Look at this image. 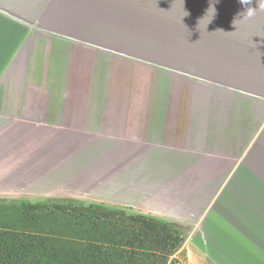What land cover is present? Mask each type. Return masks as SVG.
Listing matches in <instances>:
<instances>
[{
	"label": "crops",
	"instance_id": "crops-1",
	"mask_svg": "<svg viewBox=\"0 0 264 264\" xmlns=\"http://www.w3.org/2000/svg\"><path fill=\"white\" fill-rule=\"evenodd\" d=\"M252 2L206 15L190 52L156 56L123 38V0H0V206L66 200L114 218L122 239L166 224L182 264H264Z\"/></svg>",
	"mask_w": 264,
	"mask_h": 264
},
{
	"label": "trees",
	"instance_id": "trees-1",
	"mask_svg": "<svg viewBox=\"0 0 264 264\" xmlns=\"http://www.w3.org/2000/svg\"><path fill=\"white\" fill-rule=\"evenodd\" d=\"M1 207L13 213L0 215V264H158L180 244L160 222H143L144 232L122 239L114 218L82 208L58 216L55 206Z\"/></svg>",
	"mask_w": 264,
	"mask_h": 264
},
{
	"label": "rangeland",
	"instance_id": "rangeland-1",
	"mask_svg": "<svg viewBox=\"0 0 264 264\" xmlns=\"http://www.w3.org/2000/svg\"><path fill=\"white\" fill-rule=\"evenodd\" d=\"M123 0V14H122V32L124 39L153 41L155 44L154 54L161 55L163 45L165 46V53L169 52L171 56H178L179 54H186L192 49L197 37L194 31L195 24H202L206 15L213 13L216 18L222 14L230 13L236 16L240 11H229L228 8H244L254 7L258 4L249 0L248 3L243 4L241 0ZM255 1V0H254ZM231 4V5H230ZM139 5V11H136L135 6ZM229 5V6H228ZM214 8V12L210 9ZM138 12V14H136ZM249 13V11H247ZM199 37H202L199 35ZM191 46V47H186ZM141 49V48H140ZM191 53H193L191 51ZM140 65L145 59L139 57L136 59ZM140 67V73L142 72ZM144 71V70H143ZM56 202V201H55ZM13 204L12 202H9ZM19 203V202H15ZM45 207H56L60 212L58 216L67 214H79L80 207L74 208L69 205L66 200H59L58 203L54 201H46ZM68 210V211H67ZM13 213L11 209L2 208L0 206V215L6 217ZM89 213V212H88ZM98 213V212H97ZM90 215H88L89 217ZM177 250V249H176ZM175 250V251H176ZM173 251L172 253H174ZM171 254H166L158 259V264H182V254H178L177 258H170Z\"/></svg>",
	"mask_w": 264,
	"mask_h": 264
},
{
	"label": "clouds",
	"instance_id": "clouds-1",
	"mask_svg": "<svg viewBox=\"0 0 264 264\" xmlns=\"http://www.w3.org/2000/svg\"><path fill=\"white\" fill-rule=\"evenodd\" d=\"M248 2H249V0H241V3H243V4H246ZM249 15H251V13H249Z\"/></svg>",
	"mask_w": 264,
	"mask_h": 264
}]
</instances>
